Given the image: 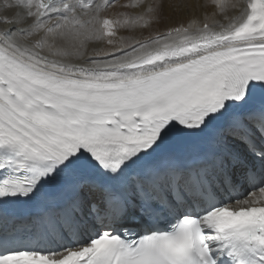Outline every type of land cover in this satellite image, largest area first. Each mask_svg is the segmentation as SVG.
<instances>
[{
  "label": "snow or ice",
  "instance_id": "snow-or-ice-1",
  "mask_svg": "<svg viewBox=\"0 0 264 264\" xmlns=\"http://www.w3.org/2000/svg\"><path fill=\"white\" fill-rule=\"evenodd\" d=\"M0 25V264H264V0Z\"/></svg>",
  "mask_w": 264,
  "mask_h": 264
},
{
  "label": "bare ground",
  "instance_id": "bare-ground-1",
  "mask_svg": "<svg viewBox=\"0 0 264 264\" xmlns=\"http://www.w3.org/2000/svg\"><path fill=\"white\" fill-rule=\"evenodd\" d=\"M186 2L202 3L203 0H186ZM208 11H211V9H209ZM186 19H187L186 15H180V16H175L171 22L176 23V22H179L180 20H186ZM3 27H7V26L6 25H0V28H3Z\"/></svg>",
  "mask_w": 264,
  "mask_h": 264
},
{
  "label": "rangeland",
  "instance_id": "rangeland-1",
  "mask_svg": "<svg viewBox=\"0 0 264 264\" xmlns=\"http://www.w3.org/2000/svg\"><path fill=\"white\" fill-rule=\"evenodd\" d=\"M171 2H176V0H172Z\"/></svg>",
  "mask_w": 264,
  "mask_h": 264
}]
</instances>
